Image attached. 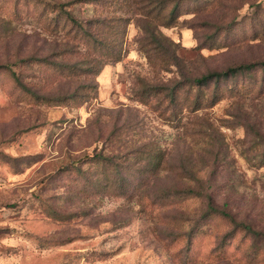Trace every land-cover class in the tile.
Returning <instances> with one entry per match:
<instances>
[{"label":"rangeland","instance_id":"1","mask_svg":"<svg viewBox=\"0 0 264 264\" xmlns=\"http://www.w3.org/2000/svg\"><path fill=\"white\" fill-rule=\"evenodd\" d=\"M262 61L264 0H0V264H264V81L168 98Z\"/></svg>","mask_w":264,"mask_h":264},{"label":"trees","instance_id":"2","mask_svg":"<svg viewBox=\"0 0 264 264\" xmlns=\"http://www.w3.org/2000/svg\"><path fill=\"white\" fill-rule=\"evenodd\" d=\"M176 4L175 7L171 10V16L169 17L168 21L165 24L172 25L175 21L174 14L176 13ZM159 47H163L161 51L162 55L167 54V49L165 45L162 44L158 45ZM59 65V64H58ZM65 65V64H64ZM89 70V69H88ZM264 70V61L262 62H255V63H243L238 66L229 67L223 71H212L201 77L195 78L191 83L185 84L182 83L179 87L171 89L168 93V98L173 103L177 102V90H191L185 93L184 101L188 102L191 100L193 102V109L199 110L204 106H213L219 100H221L224 96V91L226 90V84L234 83L229 87L230 92H232V96L234 95H241L246 96L247 94H251L256 91V88L259 84H263L264 77L258 78L257 72ZM101 72V67H98L96 70L93 71V74L96 76L99 75ZM231 81V82H230ZM187 86V87H186ZM211 90V99H206L205 90ZM40 102L48 103L50 105H61L64 102H68L65 98H75L74 96H66V97H41L36 95ZM88 95H83L82 98H88ZM193 96V98L191 97ZM182 111V110H181ZM96 159L101 160H109V157H104L103 155H97ZM264 163V162H263ZM262 163V164H263ZM187 194H194L196 195V191L189 190L186 191ZM213 213H219L221 216L231 220L236 225L235 227L241 230L248 232L253 239L264 241V232L261 230H256L253 228L252 225L244 222H238L232 216V214L224 209H217L212 207Z\"/></svg>","mask_w":264,"mask_h":264}]
</instances>
